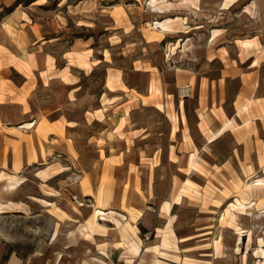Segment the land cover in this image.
Wrapping results in <instances>:
<instances>
[{
    "label": "rangeland",
    "instance_id": "374dc122",
    "mask_svg": "<svg viewBox=\"0 0 264 264\" xmlns=\"http://www.w3.org/2000/svg\"><path fill=\"white\" fill-rule=\"evenodd\" d=\"M57 1L36 11L64 19L53 51L88 36L92 50L69 55L70 68L21 69L1 49L0 184L1 174L18 177L1 186V200L18 206L0 214L2 261L111 264L103 251L114 264H264V207L253 213L250 201L232 199L264 192L243 185L264 177L249 167L248 122H264V0H64L56 12ZM255 54L258 67L248 68ZM184 85L190 91L181 97ZM235 96L237 109L258 97L260 113L246 111L243 125L206 145ZM25 122L34 125L19 128ZM174 196L172 233L158 252L155 228L167 219L159 209ZM97 204L131 227L100 221L85 237L81 226ZM137 241L148 248L138 259L129 250Z\"/></svg>",
    "mask_w": 264,
    "mask_h": 264
},
{
    "label": "crops",
    "instance_id": "0c3cea01",
    "mask_svg": "<svg viewBox=\"0 0 264 264\" xmlns=\"http://www.w3.org/2000/svg\"><path fill=\"white\" fill-rule=\"evenodd\" d=\"M44 1L45 0H0V56L5 55L4 53H6V52H1V49L6 50L11 55L18 58L19 60L18 66L21 69L28 68L27 65L28 66L30 65L29 66L30 68H70L72 64L69 61V55L73 54V52H75L77 49L87 48V46H89L88 47L89 50H92V48L90 47V43H91L90 39L92 37L88 36L83 41H80V37H74L72 41H70V44L66 49L62 50L60 53L54 52L53 51L54 48L55 49L58 48V46L62 45L64 41V33L61 32L62 27L64 26V22H63L64 19L56 13H54L51 16L38 15V13L36 12L37 8L42 7L45 3ZM63 1L64 0H59L56 2V9H55L56 12H58V10L61 7H63V4H61L63 3ZM223 1L225 3H228V5H231L236 0H223ZM186 3L188 4L189 2ZM64 5L67 6L68 3L66 2V4ZM251 41L252 39L247 41L243 40L241 41V45L244 48H247L250 45ZM255 57L256 54L255 56H249L250 63L247 66L248 68L258 67L257 65L258 62L256 61ZM58 58L63 61L62 65L59 66L57 65ZM212 59L213 57L210 58V60ZM81 61L84 64V66L88 65L86 60L81 59ZM103 61H106V59L104 58ZM260 63H264V60H262ZM261 69L264 70V68H260L259 70L261 71ZM238 79L241 83L240 86L242 88L243 87L242 78L240 77ZM25 83L26 82H24V84ZM241 92L243 93V91ZM237 96H235L232 101L233 104L232 114L229 115L227 120H225L221 125H219L217 131L212 136L206 139L205 142L206 145L214 142L220 136L225 134L233 123H236L238 126L243 125L241 121V115L244 114L246 111H249L250 114L252 112L257 114L260 113L259 108L253 107L256 105L254 104L255 102L253 103V101H257L258 97L254 99L251 98L248 99L249 102L247 104L241 105L239 109H237L235 106V103L237 102ZM117 109L120 110V112L122 111L120 107H118ZM100 111H102V109H97L95 112H100ZM248 122H249V137L252 138L253 141L252 147H250L251 157L249 158V167L255 168L257 170L258 169L264 170V122H262L261 118L257 115L249 118ZM33 125L34 123L32 122H25L22 123L19 126V128L30 129L32 128ZM175 130L176 128L174 126L172 133H174ZM114 148L115 147H112V149ZM0 161L4 163L6 160L4 161L3 158L2 160L0 159ZM8 164L9 167L13 165L11 161ZM189 167L195 168V162L193 161L192 156L189 161ZM1 168H3V165L0 164V169ZM1 180L2 183L0 184V193H1V186L16 184L18 182V177L16 176V174H11V175L1 174ZM146 182L148 185L149 184L148 180ZM243 185H248L251 188L254 187V188L264 189V177H256V178H254L253 176L248 177ZM144 193L148 197L149 189L146 188L144 190ZM134 195L136 197L139 196L138 194H136V192L134 193ZM232 199L233 202H236L238 200L250 201V205L246 209L253 213L256 212L257 210H260L257 209L259 205L260 207L261 206L264 207V192L259 193L255 191L254 194L250 196H245V198L241 197L239 199H234V198ZM177 200H178V196H174L171 200L164 201L163 204L161 205V208L159 209L160 210L159 212H161V214L166 216L167 219L165 220L166 226L164 228H159V227L155 228V232H156L155 236L161 238V244L154 247V249L158 250V252H160L159 247L167 245V237L169 234L172 233L171 228H172L173 218L171 211L173 205L177 203ZM47 204L50 203L47 202ZM236 207H238V209L235 211L238 214H240V212L245 210V208H240L241 206L239 205H237ZM6 208L14 209V208H18V206L13 200L11 201V199L7 200V198H5L2 201L0 198V214L5 212ZM114 215H117L118 219H113ZM141 215L143 216V214L139 212V216ZM254 215L255 214H253L252 217ZM242 217L244 220L248 222L249 221L256 222L262 219L261 217L260 219L259 218L250 219L246 216H242ZM127 220L128 218L124 214L116 213L115 211L110 209H105L101 205L97 204V205H93L91 222H89L87 225L81 226L80 230L85 237H89L91 235L92 228L95 227V225H101L100 221H109V222L116 221L121 226L128 228L131 227V225H129ZM138 223L143 225V221L141 220ZM241 226L245 229H248L250 228L249 227L250 223H248V225L247 223H244V225ZM252 227H255V224ZM135 236L137 237L138 235L136 234ZM243 237H247V236H243ZM123 238H124L123 241L128 240L126 235H123ZM97 240L101 241L103 239H99L97 237ZM183 240L184 239H180V240L177 239V241H183ZM104 243H108V242L104 241ZM129 250L132 252L133 254L132 256L138 259L144 252L148 250V248L140 244V241H137L130 243ZM99 253L104 255V257L107 258L111 264H114V262H112L109 259L108 252L104 253L103 251H100ZM93 261L98 262L99 264H108L99 258H93ZM131 261L137 262V264H141L143 259L141 258L139 259V261L138 260L136 261L131 260ZM20 263H21L20 260L16 256H11V255L8 257L6 261H2V254L0 252V264H20ZM123 263H127V262L124 261Z\"/></svg>",
    "mask_w": 264,
    "mask_h": 264
},
{
    "label": "built area",
    "instance_id": "2783aa9c",
    "mask_svg": "<svg viewBox=\"0 0 264 264\" xmlns=\"http://www.w3.org/2000/svg\"><path fill=\"white\" fill-rule=\"evenodd\" d=\"M190 88L188 85H184L179 89V94L181 97H185L189 94ZM123 264H127V263H123Z\"/></svg>",
    "mask_w": 264,
    "mask_h": 264
}]
</instances>
